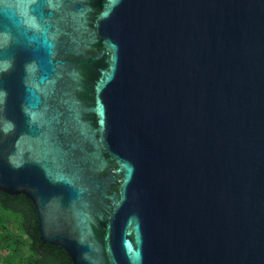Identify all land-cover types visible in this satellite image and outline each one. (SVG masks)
<instances>
[{"label": "water", "instance_id": "obj_1", "mask_svg": "<svg viewBox=\"0 0 264 264\" xmlns=\"http://www.w3.org/2000/svg\"><path fill=\"white\" fill-rule=\"evenodd\" d=\"M0 192L71 264H264V0H0Z\"/></svg>", "mask_w": 264, "mask_h": 264}, {"label": "trees", "instance_id": "obj_2", "mask_svg": "<svg viewBox=\"0 0 264 264\" xmlns=\"http://www.w3.org/2000/svg\"><path fill=\"white\" fill-rule=\"evenodd\" d=\"M9 223L28 238L27 252L20 251V242L12 239ZM0 241V264H71L62 249L40 241L35 209L23 195L0 192Z\"/></svg>", "mask_w": 264, "mask_h": 264}, {"label": "rangeland", "instance_id": "obj_3", "mask_svg": "<svg viewBox=\"0 0 264 264\" xmlns=\"http://www.w3.org/2000/svg\"><path fill=\"white\" fill-rule=\"evenodd\" d=\"M8 230L10 231L11 237L14 240H17L20 242V251L27 252V247L29 240L21 231H19L15 226H13L11 223L8 225ZM13 241V240H11ZM13 244L10 242V247H12ZM0 247H3V243L0 241Z\"/></svg>", "mask_w": 264, "mask_h": 264}, {"label": "flooded vegetation", "instance_id": "obj_4", "mask_svg": "<svg viewBox=\"0 0 264 264\" xmlns=\"http://www.w3.org/2000/svg\"><path fill=\"white\" fill-rule=\"evenodd\" d=\"M114 190H115V188L112 189V191H114Z\"/></svg>", "mask_w": 264, "mask_h": 264}]
</instances>
